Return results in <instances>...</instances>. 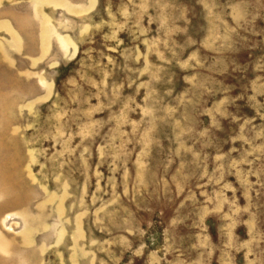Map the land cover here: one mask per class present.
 <instances>
[{"label": "rangeland", "instance_id": "1", "mask_svg": "<svg viewBox=\"0 0 264 264\" xmlns=\"http://www.w3.org/2000/svg\"><path fill=\"white\" fill-rule=\"evenodd\" d=\"M0 264H264V0H0Z\"/></svg>", "mask_w": 264, "mask_h": 264}]
</instances>
